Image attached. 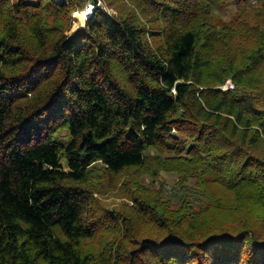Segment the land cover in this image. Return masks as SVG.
<instances>
[{
  "label": "trees",
  "instance_id": "1",
  "mask_svg": "<svg viewBox=\"0 0 264 264\" xmlns=\"http://www.w3.org/2000/svg\"><path fill=\"white\" fill-rule=\"evenodd\" d=\"M98 3L0 0V264H264V0Z\"/></svg>",
  "mask_w": 264,
  "mask_h": 264
},
{
  "label": "rangeland",
  "instance_id": "2",
  "mask_svg": "<svg viewBox=\"0 0 264 264\" xmlns=\"http://www.w3.org/2000/svg\"><path fill=\"white\" fill-rule=\"evenodd\" d=\"M60 1V0H59ZM99 3L101 4V7H103V8H106V6L104 5V0H99ZM107 9V8H106ZM233 9H234V6H230V11L228 12V14L229 13H231L232 11H233ZM82 11V10H81ZM81 11H75L74 12V14L72 15L73 16V20H74V23H73V27H72V29H71V31L73 30V29H77V28H79V27H82L85 23L82 21V19H81ZM110 12H112V13H115L114 11H112V10H110ZM70 31V32H71ZM233 86V83H232V81L231 80H228L227 81V83L224 85V88H227L228 86ZM161 177H162V179L165 181V183H166V185H167V187L169 188V192H170V194H173V193H175L174 191H175V189L173 188V186L175 185V182L178 180V175L177 174H175V173H166V172H163L162 173V175H161ZM115 199H116V201L117 202H122L123 201V199L122 198H115V197H109L108 199H107V201L108 202H110V203H113L114 201H115Z\"/></svg>",
  "mask_w": 264,
  "mask_h": 264
},
{
  "label": "built area",
  "instance_id": "3",
  "mask_svg": "<svg viewBox=\"0 0 264 264\" xmlns=\"http://www.w3.org/2000/svg\"><path fill=\"white\" fill-rule=\"evenodd\" d=\"M97 6H101V4H89L84 10L81 11V19L84 23L91 17L94 12V9Z\"/></svg>",
  "mask_w": 264,
  "mask_h": 264
}]
</instances>
